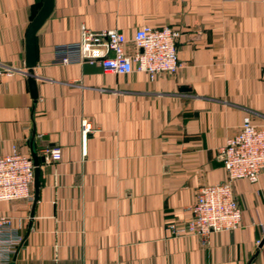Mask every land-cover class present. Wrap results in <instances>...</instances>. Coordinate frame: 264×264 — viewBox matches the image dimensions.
<instances>
[{
	"label": "crops",
	"instance_id": "crops-1",
	"mask_svg": "<svg viewBox=\"0 0 264 264\" xmlns=\"http://www.w3.org/2000/svg\"><path fill=\"white\" fill-rule=\"evenodd\" d=\"M42 3L0 0V70H11L0 73V155L45 156L35 203L0 201L24 237L9 264H264V171L233 183L238 228L203 239L167 227L225 180L220 147L242 118L264 127V0H53L35 35L33 99L25 31ZM142 25L180 31L175 73L57 62L83 30L130 39Z\"/></svg>",
	"mask_w": 264,
	"mask_h": 264
},
{
	"label": "built area",
	"instance_id": "built-area-1",
	"mask_svg": "<svg viewBox=\"0 0 264 264\" xmlns=\"http://www.w3.org/2000/svg\"><path fill=\"white\" fill-rule=\"evenodd\" d=\"M180 31L170 26L142 25L128 39L116 29L93 32L83 30L74 48L62 50L60 64L98 62L107 73L128 74L145 72L151 80L162 74L175 73L178 61L176 40ZM134 47L127 51V44ZM0 73L11 75L4 68ZM90 130L82 120V138ZM50 162L60 160L59 148L48 152ZM225 180L204 185L190 206L191 216L182 224L167 225L173 236H196L205 239L211 232L229 231L239 227L241 208L233 190V183L245 179L258 182L264 171V127L254 124L249 116L242 118L238 130L225 138L220 147ZM34 165L30 155L17 149L0 155V201H33ZM24 241L14 218L0 214V264H9Z\"/></svg>",
	"mask_w": 264,
	"mask_h": 264
},
{
	"label": "water",
	"instance_id": "water-1",
	"mask_svg": "<svg viewBox=\"0 0 264 264\" xmlns=\"http://www.w3.org/2000/svg\"><path fill=\"white\" fill-rule=\"evenodd\" d=\"M52 7H53V0H43L42 6L40 7L36 15L32 18V20L30 21L25 31V65L27 67L26 74H27L30 94L33 99L37 98L35 77H34V72H33V67L36 65L35 35L38 29L41 27V25L45 21V19L50 14ZM179 89L185 90V89H188V87L181 86ZM30 157L34 165L33 203H35L38 197L40 163L45 162V156L44 155L38 156L35 150L32 148ZM263 242H264V239L260 240L259 245H262Z\"/></svg>",
	"mask_w": 264,
	"mask_h": 264
}]
</instances>
